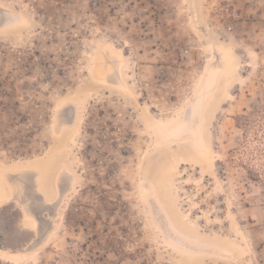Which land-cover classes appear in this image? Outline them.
Listing matches in <instances>:
<instances>
[{
    "label": "rangeland",
    "instance_id": "obj_1",
    "mask_svg": "<svg viewBox=\"0 0 264 264\" xmlns=\"http://www.w3.org/2000/svg\"><path fill=\"white\" fill-rule=\"evenodd\" d=\"M32 168L69 184L38 239L0 207V264H264V0H0V179Z\"/></svg>",
    "mask_w": 264,
    "mask_h": 264
},
{
    "label": "bare ground",
    "instance_id": "obj_2",
    "mask_svg": "<svg viewBox=\"0 0 264 264\" xmlns=\"http://www.w3.org/2000/svg\"><path fill=\"white\" fill-rule=\"evenodd\" d=\"M10 15H11L10 13L6 12L5 17H4V21L8 20V17ZM114 52H115V50H114ZM116 53L118 55L119 54L121 55L122 51L121 50H117ZM113 58H114V56H113ZM225 58H226V61L228 62V67L231 68V74L234 75V73L236 71L235 55H234V53L232 51H230V50L227 51V53L225 55ZM122 62H123V58L120 59V63H122ZM99 80H101V78ZM101 83L104 84V85L105 84H108L106 80H101ZM164 123H165V121H164ZM166 123L168 124V122H166ZM163 129H167V128H162V130ZM176 130H178L179 132H182V131L185 130V126L182 123H179L177 125V127H176ZM196 141H197V144L201 147V149L204 152L203 153V157L199 161H198V158L199 157L196 159L197 162L198 163H201L202 162L201 164L204 167L205 166L206 167H211V164H212V158H211L212 149H211V147L210 146H207L205 144L206 141H204V139H203L202 136L199 137ZM196 152L197 151H194V153H196ZM217 155H219V154H217ZM184 159H186V158H184ZM185 162H187V161H185ZM33 170H34L33 168L32 169H28V170H21V171L20 170L19 171L17 170V172H19L17 174L23 176L22 178L25 179V180H26V178H24V175L25 174H27V173H33V174H35V180H34L35 181V187H34V191H32V192H30L28 188L24 187L23 184H19L21 182V181L19 182V180L18 181L16 180L17 183H14V184H12L9 181V176L10 175H17L16 173H13L12 174L13 171L11 173H10V171H9V173H2L3 172V170H2L1 175L4 177L5 181L8 183L9 186L6 183L2 182V179H0V207H2V205L5 204V203L14 201L15 198H18V200H20V202H21V206H23V208L25 209V213H26L25 223L27 225V228H30L31 230H36V236H35V238L38 239V236H40V234H41V230H40L41 229V219H40V216L37 215L35 213V211L33 210V205L35 204L34 203L35 202L34 200H36L39 205L44 206L45 210H47L48 207H50V206L51 207L55 206L60 200L63 199V196L65 194L64 184L66 182L68 183V181H65V177H66L65 173L62 174V175L58 174V176L60 175L58 177V181H57L58 190H59V196L54 201L53 200L54 198H52V196L48 192H46L45 189H43L42 184L38 181L37 177H39L38 175L40 173L38 174V171L37 170H35V171H33ZM27 177H29V176H27ZM22 178H20V179L23 180ZM24 181H22V182L24 183ZM26 182H28V180H26ZM68 184H67V186H68ZM45 212L46 211H44L43 213H45ZM42 216H43V214H42ZM235 227H236V231H238L240 233V235H241L240 236V239L239 240H236L237 242H235V243L238 244L240 241H242L244 239V237H243L240 229H238L237 226H235ZM52 231H53V229L50 231V233ZM241 238H242V240H241ZM27 248H28L27 246L26 247H23L19 251L14 250V249L12 250L9 247L0 248V258L7 259L9 261H13V260L19 259L23 255V253H25V251H26ZM37 251H38V249H37Z\"/></svg>",
    "mask_w": 264,
    "mask_h": 264
},
{
    "label": "flooded vegetation",
    "instance_id": "obj_3",
    "mask_svg": "<svg viewBox=\"0 0 264 264\" xmlns=\"http://www.w3.org/2000/svg\"><path fill=\"white\" fill-rule=\"evenodd\" d=\"M21 209H22V211H23V218H22V220H23V225L25 226V227H27V225H26V223H25V216H26V213H25V209L23 208V206H21Z\"/></svg>",
    "mask_w": 264,
    "mask_h": 264
},
{
    "label": "crops",
    "instance_id": "obj_4",
    "mask_svg": "<svg viewBox=\"0 0 264 264\" xmlns=\"http://www.w3.org/2000/svg\"><path fill=\"white\" fill-rule=\"evenodd\" d=\"M58 192H59V191H58ZM58 196H59V194L57 195V198H58ZM57 198H56V199H57ZM56 199H54V201H55ZM35 233H36V231H35Z\"/></svg>",
    "mask_w": 264,
    "mask_h": 264
}]
</instances>
